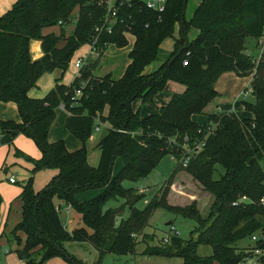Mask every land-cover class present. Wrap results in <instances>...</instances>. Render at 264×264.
Masks as SVG:
<instances>
[{"label":"trees","instance_id":"obj_1","mask_svg":"<svg viewBox=\"0 0 264 264\" xmlns=\"http://www.w3.org/2000/svg\"><path fill=\"white\" fill-rule=\"evenodd\" d=\"M101 1L17 0L0 15V101H13L20 118V122L0 120V131L20 132L35 142L41 157L33 161L32 173L57 171L40 190L33 188V176L21 187V218L11 231L14 237L19 231L25 233L24 246L17 250L19 259L41 264L61 254L71 264H81L62 246L72 237L92 244L100 259L107 252H134L141 241L147 256H178L183 264H237L251 253L235 243L264 231V205L260 203L264 197V61L256 64L245 52L247 39H257L264 32V0H200L189 20L184 16L187 0H167L161 13L147 8L143 0H114L116 18L110 32L105 28L106 4ZM76 7L75 29L69 37L40 36L42 27L68 22ZM176 24L179 38L173 51L158 68L147 71L159 60L161 44L173 36ZM130 36L129 61L121 77L94 76L95 63H91L79 69L69 86L56 79L43 97L29 95L41 75L53 69L64 72L81 45H90L100 57L108 45L125 47ZM34 37L40 38L43 52L38 60H32L29 53ZM228 71L238 76L252 74L254 100L240 101L251 117L239 118L235 112L209 114L205 123H196L193 115L201 114L218 96L214 83ZM167 80L182 83L184 90L157 112L141 118L132 102L137 98L152 101ZM77 88L81 93L75 97ZM61 105L68 113L65 129L82 144L73 151L62 140H48L55 110ZM98 123L108 126L97 144L100 161L94 167L87 162L85 143ZM202 140V148L186 167L176 162L160 194L142 209L136 208L143 193L121 187V180L146 177L165 155L179 159L183 144ZM116 158L121 159L122 168L111 176ZM216 164L224 172L213 179ZM180 169L213 195L210 219H203L194 203H168L171 180ZM98 187L103 192L91 200H75L78 192ZM116 196L123 197L129 208L128 216L117 225L123 207L103 208L108 198ZM241 196L249 202L233 205ZM57 200L75 209L78 227L67 230ZM157 208L193 219L200 228L197 238L171 235L166 243L148 245L152 235L145 228ZM199 244L209 245L211 254H197ZM255 245L264 249V241ZM259 260L264 264V255Z\"/></svg>","mask_w":264,"mask_h":264},{"label":"rangeland","instance_id":"obj_2","mask_svg":"<svg viewBox=\"0 0 264 264\" xmlns=\"http://www.w3.org/2000/svg\"><path fill=\"white\" fill-rule=\"evenodd\" d=\"M16 1L17 0H2V3L0 1V15L8 12ZM199 1L200 0H187L184 13L186 20H189L192 17ZM77 10L78 8L76 7L72 11V17L70 20L63 26L56 23L42 27L40 30V36L52 34L57 37L61 36V38L69 37L75 29ZM178 38L179 26L176 24L173 36L167 38L161 44L159 60L151 65L150 68H147V71L158 68L169 53L173 51L174 43ZM60 42H63V40ZM245 46H247L245 49L254 56L252 58L255 60L254 58L258 51L255 49L254 39L248 38ZM131 47L132 38L128 37V44L125 47L117 48L112 45L104 51L100 57H98V52L93 51L90 48V45L83 44L73 53L64 72L58 69H53L51 72L41 75L37 80L36 86L29 90V95L36 98L43 97L54 86L56 79H59L60 83L69 86L73 77L79 72V69L74 67V63L78 59L83 61L82 69L91 63H95V67L92 71L94 76L111 74L114 79H117L122 76L125 70L128 61L127 53ZM29 53L32 60H38L42 57L43 52L41 49L40 38L34 37L30 39ZM236 76L244 77L238 76L232 71L225 72L219 76L214 83V89L217 91L218 96L207 104L201 114L193 115L192 119L196 123H205L209 114L222 116L232 107L234 97L237 95L245 81V78L238 79ZM184 88L185 86L178 81L167 80L164 88L153 96L152 101L142 102L140 98H137L132 102V109L134 112H138L141 118H144L157 112L159 108L167 105L171 97L174 94L181 93ZM244 100L252 102L254 98L252 95H248ZM240 101L241 100L239 99L235 104L236 115L239 118H250L251 113L244 109V106ZM0 103V120H13L18 122L19 115L16 104L13 101H0ZM218 108H221L222 110L218 111ZM55 114V120L49 131L51 132L50 138L55 141L62 140L69 151L80 148L82 146L81 142L75 139L65 129V111L58 107L55 110ZM107 126V123H98V129L93 131L91 137L85 143L87 162L91 166L96 167L99 164L100 149L97 144L105 134ZM186 147L191 149L190 146L186 145ZM40 157L41 152L31 138L20 132H16L12 135L10 132L0 131V264H25L17 255V250L24 246L26 239L25 233L19 231L14 237L11 234V231L21 218L22 203L18 196L21 192L22 185L30 176H33L32 186L35 190H40L45 183V179L42 178L43 174L32 173L31 171L33 161ZM26 159H30V161ZM175 166L176 161L172 159L170 155H165L160 160L159 164L146 177L135 181L127 178L122 179L120 182L121 187L132 188L139 193H143V196L135 203L136 208L142 209L155 195L160 194L165 182L173 173ZM5 167H8V169L5 170ZM261 167L264 173V161L261 162ZM121 168L122 161L120 158H116L112 167L111 176H116ZM223 172L224 169L219 164H216L212 175L213 179H218ZM11 175L16 181L13 184L7 180ZM102 192L103 187L78 192L77 203L89 201ZM77 194H75V196ZM213 199V195L207 192L197 181H195L186 170L180 169L174 174L167 195L168 203L180 206L194 203L203 219L207 220L210 219V215L213 211ZM62 203L66 205L64 202ZM116 207H123L120 215L116 217L115 224L117 225L121 218H126L129 214V208L125 204V199L121 196L110 197L105 201L103 206L104 209ZM59 212L66 224L67 230L71 231L74 227L79 226L80 218L73 207L69 210L67 217L64 209H61ZM170 225H173L178 231L177 236L184 240H195L198 231L200 230L193 219L176 215L164 208H157L153 212L149 219V223L145 228V232L152 235V238L147 244L157 245L160 242H163V237L169 234ZM259 231L260 230L253 234H258ZM253 244L254 243L250 240V237H248L237 241L235 246L239 249L249 250ZM62 246L68 255L76 258L81 264H183L182 257H166L162 255L147 256L143 254L142 251L146 244L141 241L136 244L134 252L120 255L107 252L104 253L101 259L99 258L98 250L89 242L75 240L70 237L62 243ZM197 254L205 256L210 255L211 247L209 245L199 244L197 246ZM248 262H250V260H248ZM41 264L71 263L66 257L58 254L45 260Z\"/></svg>","mask_w":264,"mask_h":264},{"label":"built area","instance_id":"obj_3","mask_svg":"<svg viewBox=\"0 0 264 264\" xmlns=\"http://www.w3.org/2000/svg\"><path fill=\"white\" fill-rule=\"evenodd\" d=\"M131 0H121V2H126L129 3ZM144 4L146 5L147 8L157 12V13H161L164 11L165 9V4L167 0H143ZM101 2L106 4V18H105V28L107 29L108 32H110L111 29V25L114 22L115 18H116V11H115V7H114V0H102ZM59 24H61V22H59ZM97 30H101V28L96 27V31ZM257 44L261 47L264 46V32L263 34L257 38ZM262 60V56L260 58H258L256 61L254 60V62L257 64L258 61ZM187 61H183V65H186ZM83 66V61L81 59H78L75 63H74V67L77 69H81ZM252 75V74H251ZM252 79V78H251ZM251 81V80H250ZM84 83L80 82V86H82ZM74 96L78 97L80 95V89L77 88L74 92ZM253 94V90L249 85L244 88V90L241 92L240 94V100L241 99H246L248 95H252ZM233 112V111H231ZM98 129V125L95 127L94 130ZM204 144V140L202 141H193L191 144H183L182 146V156L179 159H176L173 155H170L172 159H174L176 162H178L182 167H186L188 162L190 161V159L198 152L200 151V149L202 148ZM190 146V148L186 147ZM15 181L14 177H9V182L13 183ZM249 199L246 196H241L237 201H233L232 204L236 205L237 203H248ZM260 203L262 205H264V197H262L260 199ZM171 235H178V231L175 229V227L173 225H170L169 228V234H167L165 237H163L162 241L163 243L168 242L169 238ZM250 240L254 243L253 246L251 247V249L248 250V252L251 253V256L246 257L244 259H242L241 261H239L237 264H263L260 262L259 257H261L262 255H264V249L262 248H258L256 247L255 243L257 241H264V231H259L258 234H253L250 236ZM248 260H250V262H248Z\"/></svg>","mask_w":264,"mask_h":264},{"label":"crops","instance_id":"obj_4","mask_svg":"<svg viewBox=\"0 0 264 264\" xmlns=\"http://www.w3.org/2000/svg\"><path fill=\"white\" fill-rule=\"evenodd\" d=\"M1 1V3H2V0H0ZM131 37V36H130ZM132 38V37H131ZM132 41H133V38H132ZM110 46H112V45H108L107 46V48H106V50L110 47ZM114 46V45H113ZM254 46H255V49L258 51V53L256 54V57L254 58L255 59V61L258 59V58H260L261 56H262V60L264 61V46L263 47H261V46H259L258 44H257V39H254ZM245 47H247V46H245ZM90 48H91V46H90ZM92 49V48H91ZM131 49V48H130ZM93 50V49H92ZM105 50V51H106ZM93 51H95V50H93ZM96 52V51H95ZM245 52L247 53V54H249V55H251L250 53H249V51L248 50H246L245 49ZM252 57H254L253 55H251ZM129 61V60H128ZM128 61H127V64H128ZM126 64V65H127ZM237 77V76H236ZM113 78V77H112ZM238 79L239 78H241V79H243V78H245V81H244V84L242 85V87L240 88V90H239V92L237 93V95L234 97V100H233V104H232V107L226 112V113H229V112H231V111H233V112H235V104L238 102V100L240 99V94H241V92L244 90V88H246L248 85H249V83H250V80H251V78H252V75H247V76H244V77H237ZM37 84V83H36ZM55 85V84H54ZM54 87V86H53ZM52 87V88H53ZM1 104V103H0ZM61 109H63L64 111H65V117L67 116V111L63 108V106L61 105V106H59ZM220 110H222L221 108H218V111H220ZM65 117H64V119H65ZM18 122H20V118H19V121ZM107 128V127H106ZM50 133L51 132H49V141H55V140H53L52 138H50ZM105 133H106V131H105ZM26 160H28V161H30V159H26ZM6 169H8V167H5V170ZM56 170L55 169H43V170H40V171H38V172H36V173H41V174H43V179H45V183L52 177V176H54L55 174H56ZM9 177H12V175L11 176H9ZM9 177L7 178V180L9 181ZM16 181H14L13 183H15ZM11 183V182H10ZM13 183H11V184H13ZM44 183V184H45ZM43 187V186H42ZM78 195L79 194H77L76 196H75V199H76V201H77V197H78ZM56 204L57 205H59L60 206V210L61 209H64V211H65V213H66V217H67V215L69 214V210L71 209V206H69V205H64L61 201H56ZM63 204V205H62ZM61 205H62V207H61ZM68 208V209H67ZM59 210V211H60ZM59 214H60V212H59ZM60 218H61V220H62V222H63V224H64V226L66 227V224L64 223V221H63V219H62V216L60 215ZM69 221V220H68ZM67 228V227H66Z\"/></svg>","mask_w":264,"mask_h":264},{"label":"water","instance_id":"obj_5","mask_svg":"<svg viewBox=\"0 0 264 264\" xmlns=\"http://www.w3.org/2000/svg\"><path fill=\"white\" fill-rule=\"evenodd\" d=\"M250 162H251V161H250ZM169 223H170V222H169ZM169 223H168V224H169Z\"/></svg>","mask_w":264,"mask_h":264}]
</instances>
